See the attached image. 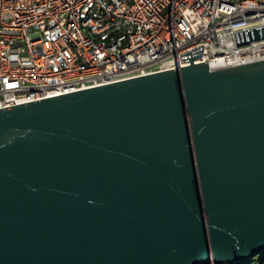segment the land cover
Wrapping results in <instances>:
<instances>
[{
  "label": "water",
  "instance_id": "obj_1",
  "mask_svg": "<svg viewBox=\"0 0 264 264\" xmlns=\"http://www.w3.org/2000/svg\"><path fill=\"white\" fill-rule=\"evenodd\" d=\"M203 48L177 70L0 108V264L264 252V60L211 70Z\"/></svg>",
  "mask_w": 264,
  "mask_h": 264
},
{
  "label": "built area",
  "instance_id": "obj_2",
  "mask_svg": "<svg viewBox=\"0 0 264 264\" xmlns=\"http://www.w3.org/2000/svg\"><path fill=\"white\" fill-rule=\"evenodd\" d=\"M200 45L211 70L264 60V0H0V108L177 70Z\"/></svg>",
  "mask_w": 264,
  "mask_h": 264
},
{
  "label": "rangeland",
  "instance_id": "obj_3",
  "mask_svg": "<svg viewBox=\"0 0 264 264\" xmlns=\"http://www.w3.org/2000/svg\"><path fill=\"white\" fill-rule=\"evenodd\" d=\"M252 259H255L258 261V264L262 263L264 261V255L260 254L256 257H253ZM218 264H231V263H218Z\"/></svg>",
  "mask_w": 264,
  "mask_h": 264
},
{
  "label": "trees",
  "instance_id": "obj_4",
  "mask_svg": "<svg viewBox=\"0 0 264 264\" xmlns=\"http://www.w3.org/2000/svg\"><path fill=\"white\" fill-rule=\"evenodd\" d=\"M261 254L264 255V252H262ZM253 260H255V259L250 258V259L247 260V263H250V262L253 261Z\"/></svg>",
  "mask_w": 264,
  "mask_h": 264
}]
</instances>
